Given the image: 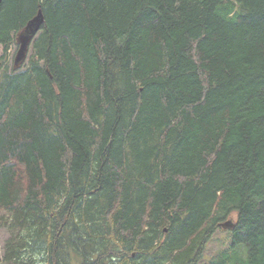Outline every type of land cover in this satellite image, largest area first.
Instances as JSON below:
<instances>
[{"label":"trees","instance_id":"obj_1","mask_svg":"<svg viewBox=\"0 0 264 264\" xmlns=\"http://www.w3.org/2000/svg\"><path fill=\"white\" fill-rule=\"evenodd\" d=\"M0 49V264H201L233 217L203 264H264V0H2Z\"/></svg>","mask_w":264,"mask_h":264},{"label":"water","instance_id":"obj_2","mask_svg":"<svg viewBox=\"0 0 264 264\" xmlns=\"http://www.w3.org/2000/svg\"><path fill=\"white\" fill-rule=\"evenodd\" d=\"M0 0V4H1ZM44 23V18L41 10L36 12L26 25L16 33L15 43L18 46V50L13 60V71L20 70L22 64L26 60L28 48L31 45L33 38L39 32L40 26ZM223 230H231L234 227V223L231 220H227L219 225Z\"/></svg>","mask_w":264,"mask_h":264},{"label":"rangeland","instance_id":"obj_3","mask_svg":"<svg viewBox=\"0 0 264 264\" xmlns=\"http://www.w3.org/2000/svg\"><path fill=\"white\" fill-rule=\"evenodd\" d=\"M16 51H17L16 44L11 46L9 51H8L9 56H8L7 63H8V68H10V69H13L12 62H13V58L15 56ZM0 52H1V49H0ZM30 54H31V50L28 51L26 60L24 61L22 68L27 64V58H29ZM231 219L234 220V217ZM221 231L222 232L216 233L214 240L211 243H209V245L206 247V250L204 252L203 261L201 264H203L205 262L210 263L212 257L215 256L219 251H221L223 249L224 244L225 245L227 244L228 240H226V238H227L226 233L223 230H221ZM0 247H1V242H0Z\"/></svg>","mask_w":264,"mask_h":264},{"label":"bare ground","instance_id":"obj_4","mask_svg":"<svg viewBox=\"0 0 264 264\" xmlns=\"http://www.w3.org/2000/svg\"><path fill=\"white\" fill-rule=\"evenodd\" d=\"M1 3H2V1H1ZM0 6H1V4H0ZM41 27V26H40ZM40 30V29H39ZM223 223V222H222Z\"/></svg>","mask_w":264,"mask_h":264}]
</instances>
